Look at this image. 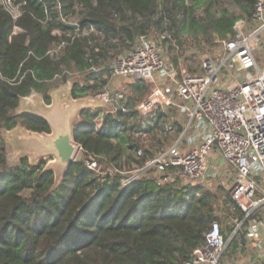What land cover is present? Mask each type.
I'll use <instances>...</instances> for the list:
<instances>
[{
  "label": "trees",
  "instance_id": "1",
  "mask_svg": "<svg viewBox=\"0 0 264 264\" xmlns=\"http://www.w3.org/2000/svg\"><path fill=\"white\" fill-rule=\"evenodd\" d=\"M205 1L15 0L22 12L15 23L0 6V264H182L204 244L214 221L230 214L243 219L229 195L220 207L218 196L200 184L158 185L145 174L120 187V176L100 178L88 169L87 161L122 170L152 159L147 149L134 159L133 149L142 146L145 134L158 135L159 122L138 117L128 105L127 114L81 113L73 132L81 159L57 186L53 173L43 172V161L7 165L3 131L19 126L50 133L44 120L16 113L21 99L34 93L48 105L49 93L60 84L55 80L64 83L70 67L83 76L82 84H72V99L101 94L109 56L150 32L164 36L165 44L180 39L188 17ZM243 2L249 17L256 0ZM59 15L77 21L78 37ZM236 21L221 14L209 26L221 41L228 40ZM190 27L199 30V23L192 20ZM138 82L135 89L144 90L146 84ZM230 247H237L236 239Z\"/></svg>",
  "mask_w": 264,
  "mask_h": 264
},
{
  "label": "built area",
  "instance_id": "2",
  "mask_svg": "<svg viewBox=\"0 0 264 264\" xmlns=\"http://www.w3.org/2000/svg\"><path fill=\"white\" fill-rule=\"evenodd\" d=\"M0 6L14 23L22 15L21 4L15 0H0ZM56 9L60 12L59 3ZM59 20L69 24L74 35L79 36L76 20L66 21L61 15ZM233 30L231 39L220 42L217 56L202 59L199 73H184L169 64L162 49L145 35L138 36L125 52L113 58L111 65H107L111 74L154 85L149 109L152 122L157 112L176 109L185 115L179 139L195 132L189 144L197 138L200 144L183 153L178 139L166 151L130 170L103 169L90 161L86 167L100 178L106 174L120 176V187L150 171L158 185L174 180L191 184H202L208 179L226 182L230 199L244 216L243 219L235 217L232 222L237 228L243 226L244 235H241L249 248L255 247L261 252L251 264H264V65H260L256 56L264 42V0H256L249 17L236 22ZM91 32L93 28L85 35ZM159 38L165 41L164 36ZM170 43L178 50L174 41ZM56 50L50 54L57 53ZM103 93L100 98L108 103L110 96ZM114 100L119 102L116 109L127 114V106L120 103L122 97L116 95ZM162 134L173 135L175 129L167 123L162 127ZM215 151L223 162L222 169L210 160ZM133 155L140 160L143 152L134 149ZM163 174H168V178L156 177ZM232 231L226 241L220 223L214 221L204 235V244L182 264H230L226 261L227 249L238 236L236 230ZM240 243L239 238L237 245Z\"/></svg>",
  "mask_w": 264,
  "mask_h": 264
},
{
  "label": "rangeland",
  "instance_id": "3",
  "mask_svg": "<svg viewBox=\"0 0 264 264\" xmlns=\"http://www.w3.org/2000/svg\"><path fill=\"white\" fill-rule=\"evenodd\" d=\"M245 8L246 6L243 0H206L200 6V8L194 11L193 15H190L188 17V24H185L186 27L182 32L183 35L180 37V39L178 40L176 39L174 41V43L178 47V50L174 49L172 46H170V44H165L162 38H159L160 36L156 37L155 34L157 32H152V33L150 32L147 34V36H149V38L153 41L155 45L159 46L162 49V52H164V56L168 60L169 64L178 68L184 73H188V74L198 73L202 59L205 58L206 56H217L221 49L220 47L221 40L210 28L209 20L211 18L219 17L221 14H226V16L228 17L235 18L237 22L242 21L244 20V18H248L247 13L245 12ZM205 9H207L208 12H206ZM251 9L249 10L250 12ZM192 20H196L199 23V30H195L190 27V23ZM193 38L198 39L199 42L195 41ZM206 40H208V43L205 42ZM127 48L128 45L124 47L123 51H120L118 54L113 55L111 57L109 56L108 60L105 61L104 64L111 65L113 58L123 53ZM256 56L260 60V65L263 67L264 42L259 47ZM70 68L71 69H69L65 73L66 80L64 83L61 84V79L59 78L55 80V82H60V84L55 90L52 91V93L54 92L61 93L66 89H68V87H72V84L75 82H78L80 84L83 83L82 80L83 76L78 75L73 69V67ZM105 80H106V85L104 88L105 90L103 92H106L110 96V101L108 103H105L104 101L102 102L100 98V95L103 92L101 94L96 93L95 95L90 94V96H87L84 99L92 101L94 102L95 105H98L99 107L97 108V110H101L105 114L107 112H110L113 115L115 109L118 108L119 105V102L114 100V97L118 95L122 97L120 103L128 105L130 108H132L137 113L138 117L146 118L147 116H149L150 104L154 98L153 96L154 85L147 83L146 87H144V90L138 91L137 88L135 89V85L141 86L140 82L132 80L128 77L115 76L110 72L109 75L105 78ZM33 96L35 97L34 99L36 100H43L42 97L38 94H33ZM169 114L171 115L172 118L176 117L175 111H170ZM2 133H3L2 134L3 139L4 140L8 139L7 133L4 131ZM141 139L143 141L142 146L153 154L159 153L162 150L168 148L175 141V137L163 138V136L159 134L153 136L145 134L144 136H142ZM5 144H6L7 165L9 167L17 165L19 160L15 157V151L12 145L6 141ZM79 159H81L80 151L77 152L74 160H79ZM47 162H48L47 160H43L42 166L43 165L45 166ZM123 168L126 170H130V168L132 169V167H128V166H125ZM147 174L153 175L154 173L150 171ZM156 177L159 179H165L168 178V174H163ZM167 182H171V181H167ZM178 182L183 185L188 184L183 180L181 181L178 180ZM201 183L202 184L200 185L204 190H209L218 196L219 206L224 207V202L226 201L227 195H229L227 183L222 181H217L214 179L212 180L208 179ZM220 210L221 208L218 209L217 211ZM219 215H222V213L217 214V216ZM223 215L225 216V214ZM220 218L221 219L219 223L223 229V234L226 238V241L232 234L229 231V228H231V231L232 230L237 231L238 236H236L234 239H236L237 241L239 238L241 239L240 236L244 235L243 226L237 228V225L232 222L231 214L228 217L225 216V218L222 217ZM254 255H255V250H253L252 248L250 249L249 245L244 240L243 242L241 241V243L238 244L236 248L230 247L229 244V247L227 249L226 261L230 264H246L248 259H250L251 256Z\"/></svg>",
  "mask_w": 264,
  "mask_h": 264
},
{
  "label": "water",
  "instance_id": "4",
  "mask_svg": "<svg viewBox=\"0 0 264 264\" xmlns=\"http://www.w3.org/2000/svg\"><path fill=\"white\" fill-rule=\"evenodd\" d=\"M70 93L71 87L61 93L51 91L48 105L43 100L34 99V93L20 100L16 113L44 120L50 129L49 134L30 132L19 126L11 131H4L8 136L4 143L6 141L12 145L19 161L27 160L30 165L48 161L43 172L53 173L55 186L59 184L79 151L73 141V132L80 122L81 113L99 107L84 98L74 100Z\"/></svg>",
  "mask_w": 264,
  "mask_h": 264
},
{
  "label": "crops",
  "instance_id": "5",
  "mask_svg": "<svg viewBox=\"0 0 264 264\" xmlns=\"http://www.w3.org/2000/svg\"><path fill=\"white\" fill-rule=\"evenodd\" d=\"M237 22V21H236ZM235 22V23H236ZM127 50V49H126ZM125 50V51H126ZM124 51V52H125ZM122 54V53H121ZM200 68V67H199ZM199 72H200V69H199ZM198 72V73H199ZM145 84H147V83H145ZM125 105V104H124ZM127 106V105H126ZM116 110H118V109H116ZM115 110V111H116ZM170 111H175L176 112V117L175 118H172L171 117V115L169 114L170 113ZM112 114V113H111ZM155 121L156 122H159L158 123V130H157V132H158V134L159 135H162L163 136V138H168V137H175V141H174V143L179 139V134L182 132V129H183V127H184V122H185V115H183V114H180L176 109H169V110H164V111H161V112H157L156 113V118H155ZM171 124L173 127H174V129H175V134H173V135H164V134H162V127L165 125V124ZM150 125H152L153 126V124L152 123H149ZM195 135V132H190V133H188L187 135H185L182 139H179L178 140V145H179V149H180V151L181 152H183V153H185V152H187L188 150H190V149H194V148H196L199 144H200V140L197 138V139H195V141L192 143V144H189V139L191 138V137H193ZM180 141V142H179ZM174 143H172L171 145H173ZM142 144H143V141H142ZM170 145V146H171ZM169 146V147H170ZM168 147V148H169ZM168 148H166V149H164V150H162L161 152H159V153H156V154H153V157L154 156H156L157 154H160V153H162V152H164V151H166ZM134 149H141L142 150V152H143V155H144V147L143 146H140V147H136V148H134ZM133 149V150H134ZM133 157H134V155H133ZM152 157V158H153ZM135 159V158H134ZM210 160L211 161H213L215 164H216V166H217V168L218 169H222L223 168V162H222V160H221V157H220V155L215 151V152H212L211 153V156H210ZM186 182V181H185ZM188 183V182H187ZM162 185V184H161ZM233 218H235V217H233ZM233 218H231V219H233ZM251 249V248H250ZM253 250H255V255L254 256H251V258L250 259H248V261L246 262V264H251V262L253 261V260H255L256 258H259L260 257V255L259 254H261V252L259 251V250H257L255 247H253L252 248ZM255 264V263H254Z\"/></svg>",
  "mask_w": 264,
  "mask_h": 264
}]
</instances>
